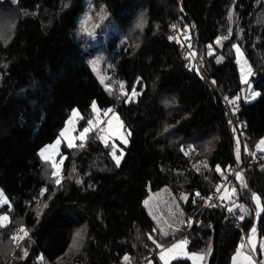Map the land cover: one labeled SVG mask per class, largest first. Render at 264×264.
Listing matches in <instances>:
<instances>
[{
	"label": "trees",
	"instance_id": "1",
	"mask_svg": "<svg viewBox=\"0 0 264 264\" xmlns=\"http://www.w3.org/2000/svg\"><path fill=\"white\" fill-rule=\"evenodd\" d=\"M93 1L116 23L106 42L110 73L129 94L134 86L141 93L134 102L106 89L92 69L78 34L86 0H0V191L11 203L0 208L11 219L0 230V264H120L125 255L143 264L159 254L157 243L181 236L191 250H210L208 264H229L241 231L205 199L228 166L238 164L240 131L254 150L264 136V0ZM141 16L146 23L139 33L132 28ZM179 18L203 56L205 74L191 69L185 44L173 36ZM126 33L133 38L121 41ZM224 36L229 39L209 55V44ZM235 44L250 61L261 93L249 102L242 96ZM237 95L235 119L224 98ZM93 102L116 108L131 133L120 166L111 154L114 143L105 145L93 131L84 147L63 148L65 178L57 185L53 164L39 151L57 139L73 110L85 126L95 115ZM243 176L247 187L235 177L230 202L244 209L245 231L257 221L264 238V212L257 216L253 202L258 192L264 207V169L255 166ZM166 186L180 199L188 195L181 202L193 223L164 238L145 200ZM21 226L29 236L17 247L13 237ZM80 230L83 238L72 247ZM171 264L192 262L176 258Z\"/></svg>",
	"mask_w": 264,
	"mask_h": 264
},
{
	"label": "rangeland",
	"instance_id": "2",
	"mask_svg": "<svg viewBox=\"0 0 264 264\" xmlns=\"http://www.w3.org/2000/svg\"><path fill=\"white\" fill-rule=\"evenodd\" d=\"M86 1H87L86 9L80 15V26L78 29V34L80 36H83L84 41H85V52L87 54V57L89 59V62L92 66L94 73L96 74L98 79L102 82L104 87L108 90L110 89L109 90L110 92H116L120 96H123L121 93L120 84L123 83L124 90L127 92V88L125 87V82L112 78L111 73H110L111 59L108 55V50L106 47V42L109 39L110 35L114 32L116 23L110 19L109 17L110 12L105 7H103L102 5H97L96 2H94L93 0H86ZM140 19L137 20V22L132 28V30L138 31L139 33L143 32L144 30V27L142 30L136 27V25L140 22ZM177 22L181 23V20H178ZM180 27H181L180 24H176V29ZM89 33H93V34L90 35ZM186 36L190 38L188 33H186L185 38ZM132 38H133L132 34L126 33L125 36L122 37L121 41L126 42V39H132ZM222 43H223V40H221L220 44H216L215 42L210 43L209 45H211L212 47L211 48L208 47V53L209 52L216 53L217 52L216 48L218 46H221ZM184 44L189 50V52L187 53L188 56H189V53H192V52L195 53L194 56H189L191 69H196L197 72L205 74L204 71L202 70V67L204 65V60L202 58L203 56L201 54L199 55L198 52H196L197 50L196 48L193 47L192 40L190 39L189 43L184 42ZM189 45H191V47H189ZM235 45H239V44H235ZM239 48H240V54H237L236 52V58H237V62H238L239 70H240L241 66L247 67V65H251V64L249 63L250 61L246 57L241 45H239ZM217 57H221V55L218 54ZM98 59L100 61L99 64L96 67H93L92 62ZM194 61H196V64H195L196 66H194ZM240 73H241V70H240ZM242 75L243 74L241 73V76H240L241 79H242ZM250 84L252 86L251 87L252 91H259L254 86V81L252 80V77L250 79ZM250 95H251V92L249 91V85L243 83L242 96L245 97V96H250ZM252 100H248V102ZM238 102L236 103L237 105L239 104ZM230 105L231 104L228 102V108ZM96 106H97V110L95 111V115L93 118L90 119L91 121H93L94 124L98 125V127L93 130L94 133L98 134L99 136L105 137L108 143L112 141L114 145L116 146L117 156L121 155V150L123 151V155H124L125 153L124 145L125 144L123 143V140L120 139V142H118L116 141V138L114 137V134H117V132L120 131V133H122V137L126 138L129 143L128 130L125 128L121 115L118 113L116 108H109V109H112V111L108 112V114L105 115L104 112L107 109H101L98 106V104H96ZM229 112H230V108H229ZM81 120L82 118H81V114L79 110L78 109L73 110L70 118L68 119L66 123L67 125L61 130L60 135L57 137V139L51 143H48L39 151V154L44 161L45 159L41 155L42 150L44 151L45 155H49L52 157V160L50 161L51 163L52 161H55L57 164H60V160L63 158V163L60 164L61 181L63 180V178H65L64 175L62 174V169L64 167V163H65L66 155H67L65 153H62L64 151L63 148L65 147L70 148L68 147L69 142H73L79 145V142L81 143V141L78 138L79 133L83 130L84 127L89 126L87 123L85 126L81 127V124H80ZM109 121H111V124H109ZM103 126L106 127L105 131L103 129ZM61 133H63V135H61ZM88 136H87V139H88ZM261 138H264V136ZM58 139L61 141V143L59 145H56L55 142ZM260 139L256 142V145L259 143ZM256 145H255V151H258L256 148ZM260 152L264 154V151H260ZM53 171H55L54 167H53ZM232 187H233L232 185H228L225 187L228 189L229 195H231ZM254 194L259 195L261 197V195L258 192H255ZM5 200L7 201V203H3V201ZM9 201L10 200L8 196L6 195L5 191L1 189L0 208L4 206L5 204H8V203L11 204ZM145 201H148V203L145 205L148 208L152 217L154 218L155 224L157 228L159 229V232L164 238H167L171 235H177V234L179 235L181 232L184 231L187 224H182L180 223V221L188 220V216L186 214L187 212H185L184 210L180 197H178L169 186L163 187L162 189L157 190V191H151V193L149 194V196L147 197ZM226 202L229 204L230 207H232L233 204L238 205V203H231L230 200L228 199H226ZM253 202L255 204L254 210H256L257 216H259L261 213L260 209L263 207L262 200H261L260 205H257L254 199H253ZM237 208L238 207L234 209H237ZM242 210L244 209L242 208ZM173 213H175V215H173ZM5 214H7L10 217L8 210L6 211L4 210L2 212L0 211V216L5 215ZM8 222L9 221L3 222V223L6 225ZM253 227H255L256 229L255 234H253L250 231L251 229H253ZM1 228L2 227H0V230ZM20 228H24V227L21 226ZM20 228H18V230ZM165 232H167L168 235H164ZM17 235L23 236V232H17L16 236ZM246 237H247L246 242L240 241V246L241 244H243V247L242 248L239 247L238 249L234 250V252L232 253L231 262L229 264H253V262L254 264H259L257 255H255V253H257L258 256H261V259H263V262H264V238L259 236L257 221L254 222V224L249 228V231ZM185 238L186 237L181 236L177 239H174L173 242L164 245V247L165 248L170 247L173 243H176ZM253 242H255L256 244L255 251H253V248H252ZM160 251L161 249L159 248L158 253ZM205 251L206 250H191L189 248V244H187L184 249L182 250L178 249L176 255H177V258H189L192 264H206L208 252H205ZM238 252L240 253L239 256H237ZM192 253H206V255L203 260H197L191 256ZM246 256H251L252 261L246 260L245 259ZM173 260L174 259H170L169 264H171ZM149 261H151L152 264H157V262H159L160 264H165V261L160 259L159 254H157L156 256H150V257L148 256V258L144 261L143 264H149Z\"/></svg>",
	"mask_w": 264,
	"mask_h": 264
},
{
	"label": "snow or ice",
	"instance_id": "3",
	"mask_svg": "<svg viewBox=\"0 0 264 264\" xmlns=\"http://www.w3.org/2000/svg\"><path fill=\"white\" fill-rule=\"evenodd\" d=\"M229 19H231V15L229 16ZM146 23V21L144 20L143 16L141 17L140 19V22L136 25V27L140 28L141 30L143 29L144 27V24ZM98 27V25H97ZM173 28H175L176 26L173 25L172 26ZM228 32H229V36L231 35V32L232 30L231 29H228ZM90 35H92L93 33H89ZM229 36H224V37H218L217 40L215 41L216 44H220L221 43V40H227L229 39ZM187 39V37H186ZM189 47H191V45H189ZM209 48H211L212 46L209 45L208 46ZM233 47L235 48L237 54H240V48H239V45H233ZM209 55H213L214 53L213 52H209L208 53ZM195 53L192 52V53H189V56H194ZM223 58L222 57H217V62L219 63L220 60H222ZM99 59L96 60V61H93V67H96L98 64H99ZM247 63V62H245ZM241 73L243 74L242 75V82L244 84H248L249 85V91L251 92V95L250 96H245L244 99L245 101H248V100H252V99H255L256 97L260 96L261 93L259 91H252L251 90V84H250V79L251 77L254 75V71L251 67V65H247V67L245 66H241ZM137 84H140L142 83V79L141 78H138L137 79ZM213 84H215V81H212ZM120 89H121V93L123 96L127 97L126 99V103H130V102H134L135 101V98L140 95L141 93H138L136 91V88L135 86L132 88V91H131V94H129L128 92H126L124 90V85L123 83L120 84ZM110 90V89H109ZM225 100H227L230 104H233V105H236V103L241 99V97L239 95H237L236 97H233L231 99H229L228 97H225L224 98ZM92 108L94 111L97 110V106L95 104V102H93L92 104ZM238 109L236 107L233 108V112L237 111ZM112 109H107L105 110L104 114L107 115L108 112H111ZM88 127H84L83 130L79 133V140L81 141V143L79 145L73 143V142H69L68 143V147H84V141L87 140V136L90 132H92L95 128L98 127L97 124H94L93 121L89 120L88 122ZM229 123L231 124V121H229ZM109 124H111V121H109ZM235 131V128L233 129ZM61 135H63V133H61ZM128 135H131L130 132H128ZM98 139H101L104 141L105 145L108 144V141L107 139H105V137L103 136H99L97 137ZM121 139L123 140V143L124 144H127L128 143V140L124 137H121ZM56 145H59L61 143V141L58 139L56 142ZM256 148L258 151H264V138H261L259 143L256 145ZM183 150V149H182ZM245 150L247 151V146L245 145ZM112 156H113V159H114V162H115V165L117 167L120 166V163H121V160L123 158V151L121 150V155L120 156H117L116 155V146L113 144L112 146ZM186 155L188 154L187 152L185 153ZM235 154H236V160L237 162H241L240 161V140L239 138L237 137L236 138V149H235ZM41 155L44 157L45 161H51L52 160V157L49 156V155H45L44 151L42 150L41 152ZM250 155L252 156H255L256 155V152H251ZM53 163V167L55 168V171H53L52 173V176L53 177H57L56 179V184L59 185L61 183V178H60V164L63 163V158L60 160V164H57L55 161H52ZM204 163V166L207 168L208 165L206 162H203ZM196 168V171L199 172V168L196 167L195 165L193 166ZM73 171H75V168H73ZM215 171L220 173L222 176H223V171L221 170L220 166L217 165L216 168H215ZM228 171H233V169L231 168V166H228ZM235 176L237 178V180H239L241 182V187H244L246 188L247 187V184L244 182V176H243V172H235ZM225 180L227 179L226 176L223 177ZM80 182V181H78ZM223 187V184H219L217 185L215 191L217 193H219L221 191V188ZM236 195V188L233 186L232 189H231V195L228 194V189L225 188L224 189V192L220 195V200L221 201H224L225 199H228V200H231L232 196ZM195 196L199 197L200 196V193L199 192H196L195 193ZM181 199L184 200L185 202L188 200V195L187 194H184L181 196ZM253 199L255 201V203L257 205H260L261 203V197L259 195H256L254 194L253 195ZM212 201V196H209L205 199V203L206 205L210 206V207H216L217 205L215 204H212L211 203ZM195 202V201H193ZM3 203H7V201H3ZM148 201H145V204H147ZM43 207H47V205L45 204ZM236 207H242L240 205H236V204H233L232 207H229L227 208V211L229 212H232L234 208ZM260 211L264 212V207H262L260 209ZM182 214V213H181ZM173 215H175V213H173ZM245 217L243 215L239 216V219L240 220H243ZM7 221H10V217L5 214V215H2L0 216V227H6V225L3 223V222H7ZM180 223L182 224H187L189 226H191V224L193 223V221L191 219L187 220V221H184V220H181ZM82 231L83 230H80V231H77L76 234H75V238L73 239L72 241V247H77V245L79 244V241L83 238L82 237ZM253 234H255L256 232V229L255 227H253V229L250 230ZM18 232H23V236H14L13 239L17 242V247H19V242L22 241L25 237H28L29 236V232L27 231L26 228H20L18 230ZM164 235H168L167 232L164 233ZM149 238L152 239L151 237V234H149ZM188 244V240L185 238V239H182L176 243H173L170 247H167L165 248L163 244H160V243H157V247L161 249V251L159 252V256H160V259L161 260H164L165 261V264H169V260L170 259H176L177 258V250L178 249H184L185 246ZM241 248L243 247V244H241L240 246ZM252 248H253V251H255V248H256V244L255 242H253L252 244ZM207 254H210V250H209V253ZM205 255L206 253H192L191 256L194 257L195 259L197 260H203L205 258ZM240 253L238 252L237 253V256H239ZM28 256V252H27V249H23V257H27ZM22 257V258H23ZM42 259V257H41ZM123 259L125 261H129L130 260V257L128 255H125L123 257ZM246 260H249V261H252V257L251 256H246L245 257ZM235 260V258H234ZM149 264H152L151 261H149ZM254 264V262H253Z\"/></svg>",
	"mask_w": 264,
	"mask_h": 264
},
{
	"label": "built area",
	"instance_id": "4",
	"mask_svg": "<svg viewBox=\"0 0 264 264\" xmlns=\"http://www.w3.org/2000/svg\"><path fill=\"white\" fill-rule=\"evenodd\" d=\"M178 20H181V18L177 19L173 25L176 26V24H180V26L182 25V23L177 22ZM175 36L181 40L183 43H189L190 42V38L188 36L187 39L185 38L186 35V31L184 30L183 26H181L180 28L176 29V27L173 29ZM186 52L188 53L189 50L186 47ZM196 64V61H194V66ZM191 67V66H190ZM236 107L238 109V105H233L231 104L229 106L230 108V113L231 116L233 118L236 119V117L238 116V110L233 112V108ZM104 131L106 130V127L103 126ZM240 136H241V140H240V150H241V162H239L236 165L231 166V168L233 169V171H228L226 172V174L224 176L227 177V179L225 180L223 178V180L218 183L219 184H223V187L221 188V191L219 193H217L216 191L213 192V194H211L210 196H212V204L217 205L218 207H220L221 209L225 210L228 213V217L230 220V224H232L235 228L239 229L241 231V237L239 240V243L237 245V248L240 247V241H247V232L244 229V219L240 220L239 216L243 215L245 217V211L242 209H233L232 212L227 211V208H229V204L226 202V199L224 201L220 200V195L222 194V192L224 191L225 187L228 185H232L235 186L236 182H235V172H244L247 169H252V167H258L260 169H264V154L260 153L258 151H255L254 149L251 148L250 144L246 141L247 137L245 136V134L240 131ZM245 145L247 146V151L245 150ZM251 152H256L255 156L250 155ZM196 167H200V164H197ZM255 253V252H254ZM256 254V253H255ZM121 264H138V263H133L131 261H123Z\"/></svg>",
	"mask_w": 264,
	"mask_h": 264
},
{
	"label": "crops",
	"instance_id": "5",
	"mask_svg": "<svg viewBox=\"0 0 264 264\" xmlns=\"http://www.w3.org/2000/svg\"><path fill=\"white\" fill-rule=\"evenodd\" d=\"M117 135H119V136H117ZM114 137L121 139L122 133H120V131H118L117 134H114Z\"/></svg>",
	"mask_w": 264,
	"mask_h": 264
},
{
	"label": "water",
	"instance_id": "6",
	"mask_svg": "<svg viewBox=\"0 0 264 264\" xmlns=\"http://www.w3.org/2000/svg\"><path fill=\"white\" fill-rule=\"evenodd\" d=\"M210 258H211V255L209 254V256H208V260H207V264L209 263V260H210Z\"/></svg>",
	"mask_w": 264,
	"mask_h": 264
}]
</instances>
